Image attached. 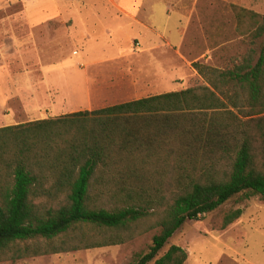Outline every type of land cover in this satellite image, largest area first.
<instances>
[{"label": "trees", "instance_id": "obj_1", "mask_svg": "<svg viewBox=\"0 0 264 264\" xmlns=\"http://www.w3.org/2000/svg\"><path fill=\"white\" fill-rule=\"evenodd\" d=\"M235 10L250 17L257 56L226 70L193 63L202 85L0 128V262L159 230L134 264H184L175 245L158 256L187 220L234 197L264 202V16Z\"/></svg>", "mask_w": 264, "mask_h": 264}, {"label": "rangeland", "instance_id": "obj_2", "mask_svg": "<svg viewBox=\"0 0 264 264\" xmlns=\"http://www.w3.org/2000/svg\"><path fill=\"white\" fill-rule=\"evenodd\" d=\"M161 1L153 21L147 9L155 4L125 18L109 0H0V128L200 86L193 63L226 70L257 56L261 40L252 42L250 17L235 8L264 16V0ZM147 26L160 44L150 53ZM237 209L241 217L222 228ZM158 233L0 264H134ZM172 245L186 252L184 264H264V202L234 197L200 221L187 220L158 257Z\"/></svg>", "mask_w": 264, "mask_h": 264}, {"label": "crops", "instance_id": "obj_3", "mask_svg": "<svg viewBox=\"0 0 264 264\" xmlns=\"http://www.w3.org/2000/svg\"><path fill=\"white\" fill-rule=\"evenodd\" d=\"M109 2H111V4L117 6L118 8H120L119 6H121L122 8L121 10L124 11V13L126 14L125 18L132 17L133 14L137 13V11L140 9L141 4H147V7L150 6L151 4L156 5L154 9H150V8L147 9V20H150L149 18L152 16L154 21V16L157 14V12H163L162 9L163 2L161 0H109ZM111 19H113L114 21L116 20L115 18H111ZM145 29L147 31L146 32L144 31L143 39L144 41L147 40L145 44H147V50L150 53L152 50L157 49L160 44H158V42L153 41L152 39H149L147 35V33L150 32L149 27L147 26V28L145 27ZM158 38L161 39V36H159ZM64 43L67 42L66 41L61 42V44H63V48H64ZM118 51L122 53V50L120 48ZM61 53H63V51H61Z\"/></svg>", "mask_w": 264, "mask_h": 264}]
</instances>
